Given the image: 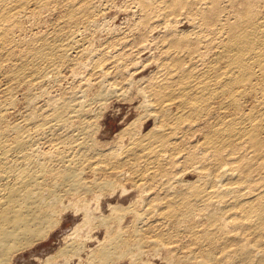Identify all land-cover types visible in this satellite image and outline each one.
Masks as SVG:
<instances>
[{
    "label": "bare ground",
    "instance_id": "6f19581e",
    "mask_svg": "<svg viewBox=\"0 0 264 264\" xmlns=\"http://www.w3.org/2000/svg\"><path fill=\"white\" fill-rule=\"evenodd\" d=\"M70 216L40 264H264V0H0V264Z\"/></svg>",
    "mask_w": 264,
    "mask_h": 264
},
{
    "label": "rangeland",
    "instance_id": "374dc122",
    "mask_svg": "<svg viewBox=\"0 0 264 264\" xmlns=\"http://www.w3.org/2000/svg\"><path fill=\"white\" fill-rule=\"evenodd\" d=\"M113 14L114 12L112 13V15ZM121 17H123L122 14L119 16L120 19L117 18L116 20H119L118 22H120L122 20ZM134 105L133 103H130V101L127 100H112V103L110 104L108 110L102 117L103 126L101 132H103L104 134L107 133L106 135H109L108 138H110V136L117 132L127 120L135 118L138 113V110L135 108ZM128 117L130 119H128ZM69 215H71V213ZM73 221L74 220L71 216L65 219L62 226L58 227L55 231H53L51 235L47 237V239L36 243L33 249L23 252L22 254L25 255L17 258L16 264H40L39 261L35 259V256H45L48 252H51L56 247H58L63 241L64 234L72 226ZM71 264L74 263L72 262Z\"/></svg>",
    "mask_w": 264,
    "mask_h": 264
}]
</instances>
